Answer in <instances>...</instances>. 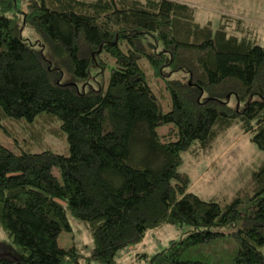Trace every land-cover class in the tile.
I'll list each match as a JSON object with an SVG mask.
<instances>
[{"label": "trees", "instance_id": "16d2710c", "mask_svg": "<svg viewBox=\"0 0 264 264\" xmlns=\"http://www.w3.org/2000/svg\"><path fill=\"white\" fill-rule=\"evenodd\" d=\"M19 1L0 0V131L19 151L0 146V264H264V166L219 201L180 171L233 126L264 152V45L245 24L214 31L174 0ZM71 218L90 245L60 247ZM166 225L188 231L119 261Z\"/></svg>", "mask_w": 264, "mask_h": 264}, {"label": "rangeland", "instance_id": "374dc122", "mask_svg": "<svg viewBox=\"0 0 264 264\" xmlns=\"http://www.w3.org/2000/svg\"><path fill=\"white\" fill-rule=\"evenodd\" d=\"M20 0L21 11L25 12L26 2ZM144 1V0H139ZM189 5L196 10V21L201 25L211 24L217 30L226 19L241 21L248 28L250 37L259 45H264V0H174ZM23 37L31 43L41 42V37L32 28H24ZM183 75H176L177 80ZM83 88V83L78 84ZM166 129H161L164 133ZM0 146L19 154L15 144L0 131ZM66 143L53 145L58 154L66 152ZM196 148V147H195ZM197 153L183 155L184 163L180 171L186 173L191 181L190 190L205 201H219L230 198L243 189L252 174L264 166V152L238 126L217 133L214 141L204 150L196 148ZM57 177L59 174L55 173ZM72 232L62 236L59 245L68 248L73 244L90 245L91 236L85 226L70 219ZM230 228L227 229L229 231ZM188 229L175 226H163L149 232L145 240L137 247L127 249L119 256V261L128 260L137 253L154 255L167 247L170 241L180 240ZM226 231V230H225ZM0 239L6 236L0 233ZM264 254V249H263Z\"/></svg>", "mask_w": 264, "mask_h": 264}]
</instances>
